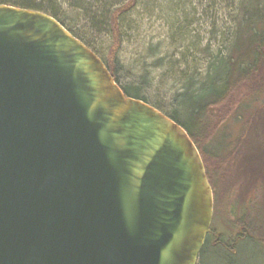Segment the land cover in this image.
<instances>
[{
    "label": "water",
    "instance_id": "obj_1",
    "mask_svg": "<svg viewBox=\"0 0 264 264\" xmlns=\"http://www.w3.org/2000/svg\"><path fill=\"white\" fill-rule=\"evenodd\" d=\"M213 221L186 128L54 16L0 4V264H197Z\"/></svg>",
    "mask_w": 264,
    "mask_h": 264
},
{
    "label": "trees",
    "instance_id": "obj_2",
    "mask_svg": "<svg viewBox=\"0 0 264 264\" xmlns=\"http://www.w3.org/2000/svg\"><path fill=\"white\" fill-rule=\"evenodd\" d=\"M182 1L170 0V6L166 5V9L163 8L165 5H145L143 0H64L62 4L59 0H0V4L37 9L57 18L102 57L127 95L153 104L179 122L192 136L199 150L197 132L206 123L207 115L214 114L217 104L230 95H239L232 108V115L236 113L238 117H243L244 112L252 106L240 133L229 141L221 126L224 118L221 115L214 135L215 138L220 137L221 142L214 147V143L210 147L208 143L204 149L213 157L222 158V175L225 179L233 177L226 187L229 188L228 194L231 196L237 192L238 195L235 200L228 197L227 213L230 218L225 220L227 228L223 230L222 224H217L215 219L214 230L219 229L223 243L227 245L234 244L242 230L245 234L242 240L248 243L247 247L250 244L264 255V247L260 246V243L264 245V0H200L199 16L196 15L197 7H193V12L187 9V1ZM156 8L157 11L160 8L161 16L168 19V24L174 30L173 37L178 41H196H192V31L188 30V26L197 20L204 33L220 38L221 42L219 47L212 48L211 40L203 45L198 38L197 49L177 46L173 54L167 50L159 57L157 48H145L150 56L156 54L153 65L185 77L182 90L175 97L178 105L173 111L147 99L142 88H146L147 84L144 85L143 81L122 84L114 69L119 49L132 32H136V35L140 32L146 19L151 21L154 15L159 16ZM103 28L105 32L102 33L110 37L107 50L92 34L95 30L101 33L99 31ZM129 30L132 32L129 33ZM174 58L179 60L174 62ZM256 102L259 104L256 105ZM207 174L215 192V213L219 199L216 173L213 176L214 172L210 175L207 170ZM213 238L214 235L207 238L197 264H238L237 258L241 256L238 244L242 240L233 251L212 242ZM208 252L217 262L210 263L206 259Z\"/></svg>",
    "mask_w": 264,
    "mask_h": 264
},
{
    "label": "rangeland",
    "instance_id": "obj_3",
    "mask_svg": "<svg viewBox=\"0 0 264 264\" xmlns=\"http://www.w3.org/2000/svg\"><path fill=\"white\" fill-rule=\"evenodd\" d=\"M61 1V4L64 0ZM93 2V0H88ZM187 1V9L195 12V9L193 7H197L196 15L199 16L201 14L200 8L201 4L200 0H183L182 3ZM145 5L148 6H156L160 5L163 6V8L166 9V5L170 6V0H143ZM64 5V4H63ZM172 5V2H171ZM158 9L156 8L155 11ZM159 8V16L156 14L153 16L152 20L149 19L145 20V23H142V27L140 29V32L136 35V32H132L129 30L128 32L131 33V37L129 39H126L124 46L122 49L118 51L117 59L118 61L114 64V69L116 71L117 78L119 81H121L122 84H135L138 82L143 81V84L146 85V88L144 86L142 87L144 90V94L146 95L147 99H149L153 103L159 104L161 107L168 111H173L175 108H177L178 101L175 100L176 95L182 90V85L184 84L185 77L183 75H179L175 72H166L167 69L164 67H156L153 65L154 57L156 58V54L153 56H150L147 50L145 48H148L150 46H153V48H157V57L165 54L167 50L171 54L175 52L176 47H184L192 46V49H197L198 46V38L201 39V42L203 45H206V43L211 40V47L217 48L221 44L219 42L220 38L212 37L211 34L204 33L203 28L200 29L202 26L200 22L197 20L192 22L190 24V27L188 26V30L192 31V41L196 40L194 42L188 41L185 42V40L178 41L176 38L173 37V28L168 24V19H166L165 16H161ZM95 30V29H94ZM98 33L97 30L92 32L94 37L99 39L103 44V46L106 47L110 43V37L106 34H103L102 32H105L104 28L101 29ZM175 41H178V43H175ZM191 44V45H189ZM104 47V48H105ZM105 50V51H106ZM104 51V52H105ZM103 52V53H104ZM160 52V53H159ZM172 58V57H171ZM179 59L174 58V62H176ZM192 60V59H190ZM192 65V64H191ZM239 95L233 96L230 95L225 101L220 102L217 104V106L214 108V114H211V116L206 117V123L199 129L196 135V141L200 147V151L206 166V169L210 173V175H214L216 173L215 182L218 183L217 189L219 190V199L217 204V209L214 213V221L213 224L215 225V219L217 220V224H222V229L227 228V225L225 224L226 218H230V216L227 213L228 209V201L230 200L228 197H232L234 200L236 197H238L237 192H234L231 196L228 194L229 188H226L229 186L231 178L225 179L222 175V168H223V160L222 158H215L213 157L210 152L205 150V146L209 143V147L214 143V146H217L218 143L221 142V138L217 137L215 138V131L218 127L217 123L220 120V116H224V118L221 121V126L224 127V130L226 131V140L229 141L231 139H234L241 131L243 127V122L247 115L251 112L252 106L248 110L244 112V116L238 117V114L234 113L232 115V108L233 105L236 102V99ZM255 104V103H254ZM259 102H256V105H258ZM254 106V105H253ZM241 113V112H240ZM225 122V124H224ZM224 124V125H223ZM214 136V137H213ZM226 155V154H225ZM218 179V180H217ZM234 191V190H233ZM214 192V190H213ZM215 193V192H214ZM236 193V195H235ZM232 202V201H230ZM214 203L216 205V201L214 200ZM214 205V209H215ZM217 229V232L220 233L219 229ZM233 233V231H231ZM245 244V247H243ZM261 247H264L262 243H260ZM248 243L246 241L238 244L239 247V256L237 258L238 264H264V255L262 252L258 251L253 246L249 247ZM252 248V249H251ZM245 250V252H244ZM243 252V253H242ZM238 255V254H236ZM206 259L212 263L216 261L212 254L210 252L207 253ZM217 262V261H216ZM199 263V262H198Z\"/></svg>",
    "mask_w": 264,
    "mask_h": 264
},
{
    "label": "flooded vegetation",
    "instance_id": "obj_4",
    "mask_svg": "<svg viewBox=\"0 0 264 264\" xmlns=\"http://www.w3.org/2000/svg\"><path fill=\"white\" fill-rule=\"evenodd\" d=\"M240 233H241L240 236L237 237L234 244L232 243L230 245H227V244L223 243V240H224L223 235L221 233L217 232L216 230H214L213 225H212V229H211L210 233L208 234L207 238H209V236H211V235H214L215 238L212 239V242L222 244L223 246H225L226 248H228L230 250H233V249L235 250L237 243L239 242V240H242V238L245 235V234H243L242 230H240Z\"/></svg>",
    "mask_w": 264,
    "mask_h": 264
}]
</instances>
